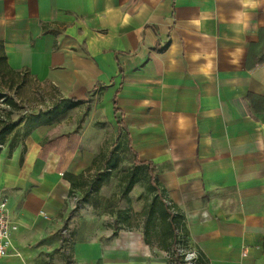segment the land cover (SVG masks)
Masks as SVG:
<instances>
[{
	"label": "crops",
	"instance_id": "1",
	"mask_svg": "<svg viewBox=\"0 0 264 264\" xmlns=\"http://www.w3.org/2000/svg\"><path fill=\"white\" fill-rule=\"evenodd\" d=\"M0 48L8 72L78 100L32 128L11 118L0 199L16 229L0 264H168L142 225L70 226L65 174L120 138L201 264H264V0H0Z\"/></svg>",
	"mask_w": 264,
	"mask_h": 264
},
{
	"label": "rangeland",
	"instance_id": "2",
	"mask_svg": "<svg viewBox=\"0 0 264 264\" xmlns=\"http://www.w3.org/2000/svg\"><path fill=\"white\" fill-rule=\"evenodd\" d=\"M0 96L12 97L19 104L11 118H27L30 114L45 110L55 102L52 91L44 84L37 82L23 74L16 75L8 72L0 64ZM117 141L116 150L118 161L116 168L109 169L107 175H101L96 180V173L101 172L102 160L109 151V145H103L93 167L85 172V184L75 189L71 196V204L76 206L70 226L76 228L87 227L90 230H109L113 219L112 211H119V219L128 228L142 225L150 205L157 202L154 191L147 187L148 178L145 172H138V181L127 194H122L124 181L133 167V155L126 146V141ZM69 226V227H70ZM143 230V229H142ZM66 232V234H68ZM148 238H154L150 233ZM154 240V239H153ZM166 251V250H165ZM167 253V251H166ZM169 260V258H168Z\"/></svg>",
	"mask_w": 264,
	"mask_h": 264
},
{
	"label": "trees",
	"instance_id": "3",
	"mask_svg": "<svg viewBox=\"0 0 264 264\" xmlns=\"http://www.w3.org/2000/svg\"><path fill=\"white\" fill-rule=\"evenodd\" d=\"M262 60H264V58L259 59L258 62ZM0 64L3 68L6 67L5 56L2 48H0ZM0 98H3V103L8 106V109L3 111V117H0V144H3L6 135L9 134L16 125V123L11 119V116L14 110L18 109L19 104L10 96H0ZM77 103L78 100L74 98L59 99L46 111L40 112L39 114H30L27 118H25L24 124L27 128H32L40 124L50 123L66 113L68 110L75 107ZM20 119L22 120L23 118ZM118 147V144L113 145L109 153L104 158L101 172L97 171L95 175L97 181H100L101 175H107L109 169L116 168L118 161L116 150ZM128 150L133 154V167L126 176L122 194H127L133 185L138 181V172H145L148 178L147 188L150 191H154L158 199L155 205H150V208L145 216V220L143 221L144 235L147 238L150 236L151 232L154 233L155 240L167 252H175L178 243L184 247L188 246L181 217L174 214L171 206L164 201L152 166L149 163L137 160L135 153L130 147H128ZM65 177L70 182V194L74 189L80 188L86 182L83 172L77 175L66 173ZM112 214L114 216V221L119 219V211L117 209H113ZM176 230H179L181 233V242L177 239ZM170 256L168 264L181 263L182 257L180 255L172 253ZM198 257L201 262L202 259L199 253Z\"/></svg>",
	"mask_w": 264,
	"mask_h": 264
},
{
	"label": "built area",
	"instance_id": "4",
	"mask_svg": "<svg viewBox=\"0 0 264 264\" xmlns=\"http://www.w3.org/2000/svg\"><path fill=\"white\" fill-rule=\"evenodd\" d=\"M8 109V106L3 103V98H0V117H3V111ZM1 145V144H0ZM16 229V226L11 222L8 209H7V199L2 197L0 199V257H3L10 253L12 247L11 233ZM177 239L181 242V233L176 230ZM167 252L166 256L170 259V255L178 254L182 257V261L179 264H201L198 257V252L189 247L181 246L177 244L175 252ZM177 264V263H174Z\"/></svg>",
	"mask_w": 264,
	"mask_h": 264
}]
</instances>
